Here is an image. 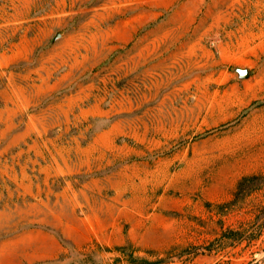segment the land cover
<instances>
[{"label": "rangeland", "instance_id": "1", "mask_svg": "<svg viewBox=\"0 0 264 264\" xmlns=\"http://www.w3.org/2000/svg\"><path fill=\"white\" fill-rule=\"evenodd\" d=\"M0 264H264V0H0Z\"/></svg>", "mask_w": 264, "mask_h": 264}, {"label": "water", "instance_id": "2", "mask_svg": "<svg viewBox=\"0 0 264 264\" xmlns=\"http://www.w3.org/2000/svg\"><path fill=\"white\" fill-rule=\"evenodd\" d=\"M241 76L246 77L248 76V71H240Z\"/></svg>", "mask_w": 264, "mask_h": 264}]
</instances>
